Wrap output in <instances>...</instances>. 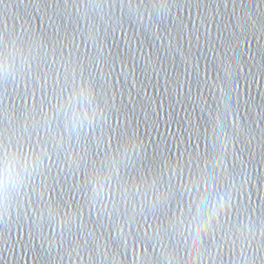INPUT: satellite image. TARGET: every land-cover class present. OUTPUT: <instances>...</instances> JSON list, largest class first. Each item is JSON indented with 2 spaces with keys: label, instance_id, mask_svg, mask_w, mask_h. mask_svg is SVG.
<instances>
[{
  "label": "water",
  "instance_id": "95a60500",
  "mask_svg": "<svg viewBox=\"0 0 264 264\" xmlns=\"http://www.w3.org/2000/svg\"><path fill=\"white\" fill-rule=\"evenodd\" d=\"M249 21L264 0H0V264H264Z\"/></svg>",
  "mask_w": 264,
  "mask_h": 264
},
{
  "label": "clouds",
  "instance_id": "9594fccd",
  "mask_svg": "<svg viewBox=\"0 0 264 264\" xmlns=\"http://www.w3.org/2000/svg\"><path fill=\"white\" fill-rule=\"evenodd\" d=\"M232 203H234V201L231 200V198L227 203L222 199L220 201L218 210L215 207L213 208L211 215L205 222H203L201 228L196 231V236L193 241L194 245L199 243L201 236L206 237L211 233L214 223L218 224L223 220L226 211L231 210Z\"/></svg>",
  "mask_w": 264,
  "mask_h": 264
},
{
  "label": "snow or ice",
  "instance_id": "6c2138e0",
  "mask_svg": "<svg viewBox=\"0 0 264 264\" xmlns=\"http://www.w3.org/2000/svg\"><path fill=\"white\" fill-rule=\"evenodd\" d=\"M249 28L252 29V34L249 36V34L246 32L244 34V39H243V43H244V47L245 48H251V44L252 42H257L259 44V42L261 40H264V25H261V27L259 29H257L252 23L251 21H249L248 24ZM237 47H240V43L239 40L237 42ZM261 56H264V44H259V53Z\"/></svg>",
  "mask_w": 264,
  "mask_h": 264
}]
</instances>
